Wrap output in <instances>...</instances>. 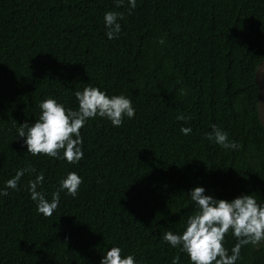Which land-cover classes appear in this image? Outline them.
<instances>
[{
	"label": "trees",
	"instance_id": "16d2710c",
	"mask_svg": "<svg viewBox=\"0 0 264 264\" xmlns=\"http://www.w3.org/2000/svg\"><path fill=\"white\" fill-rule=\"evenodd\" d=\"M107 11L123 14L117 39L105 35ZM263 34L264 0H137L135 9L127 0H0V188L18 169H35L0 197V264H99L115 246L137 264L176 255L191 264L163 240L195 214L191 189L264 200L254 79ZM86 86L125 95L134 117L120 127L90 118L76 164L27 152L18 125L33 123L47 98L76 109L74 94ZM213 124L239 150L207 139ZM70 172L82 178L77 196L61 192L45 217L28 182L42 173L50 200ZM236 242L226 234L229 252ZM236 264H264V241L242 246Z\"/></svg>",
	"mask_w": 264,
	"mask_h": 264
},
{
	"label": "clouds",
	"instance_id": "9594fccd",
	"mask_svg": "<svg viewBox=\"0 0 264 264\" xmlns=\"http://www.w3.org/2000/svg\"><path fill=\"white\" fill-rule=\"evenodd\" d=\"M124 0H116L117 5H123ZM129 9H135L137 0H127ZM123 14L107 11L103 21L107 39L119 38L121 25L118 20ZM164 44V40L158 41ZM258 68H261L260 65ZM77 108H66L54 98H47L38 105L40 114L33 123L25 120L16 129V138H22V146L33 156L44 154L58 160H66L76 164L83 159L80 129L91 119L105 118L114 127H120L124 118H133L135 109L131 100L123 94L107 95L105 91L86 86L82 91L75 92ZM177 119L187 122L190 117L178 115ZM212 131L206 134L207 139L225 149L239 150L240 145L235 140H229L228 133L217 125H211ZM181 133L191 134V127H181ZM15 138V139H16ZM26 172H35L28 165L16 171L15 175L0 188V197L9 194L8 189L19 190L18 184ZM44 180L42 173L37 174L28 182L27 190L30 198L36 202L37 211L45 217L52 216L60 203V193L76 197L82 178L75 172L68 173L59 182V187L52 193L51 199L45 197L40 190ZM203 186L190 190L188 197L196 208L195 214L187 217L181 233L167 231L163 240L172 248L187 254L191 264H236L240 258L242 246H253L264 241V200L257 197L240 194L231 200L217 199L205 194ZM231 232L236 243L230 252L224 246L225 236ZM122 249L118 246L109 248L102 255L99 264H137L134 255L121 256ZM171 264H181L180 256L171 258Z\"/></svg>",
	"mask_w": 264,
	"mask_h": 264
},
{
	"label": "water",
	"instance_id": "95a60500",
	"mask_svg": "<svg viewBox=\"0 0 264 264\" xmlns=\"http://www.w3.org/2000/svg\"><path fill=\"white\" fill-rule=\"evenodd\" d=\"M262 45L264 51V34L262 39ZM259 65L261 68H258ZM254 79L258 89L256 99L257 115L264 130V57L255 68Z\"/></svg>",
	"mask_w": 264,
	"mask_h": 264
}]
</instances>
